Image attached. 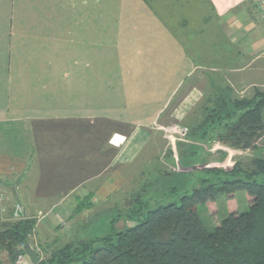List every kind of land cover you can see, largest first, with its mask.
<instances>
[{"label": "crops", "instance_id": "crops-1", "mask_svg": "<svg viewBox=\"0 0 264 264\" xmlns=\"http://www.w3.org/2000/svg\"><path fill=\"white\" fill-rule=\"evenodd\" d=\"M4 2V201L20 200L28 168L39 176L45 158L48 189L63 185L44 198L69 206H93L131 184L138 190L148 183L141 174L166 186L181 174L178 149L195 151L194 141L170 134L169 126H185L218 66L241 96L264 86V21L253 0ZM44 122L64 127L42 137ZM113 134L126 139L115 145Z\"/></svg>", "mask_w": 264, "mask_h": 264}, {"label": "trees", "instance_id": "trees-1", "mask_svg": "<svg viewBox=\"0 0 264 264\" xmlns=\"http://www.w3.org/2000/svg\"><path fill=\"white\" fill-rule=\"evenodd\" d=\"M185 121L195 145L203 142L211 147L219 141L236 148L252 147L264 137V89L239 97L231 87H219ZM203 181L181 195L180 203L150 209L135 196L139 206L128 214L132 225L67 243L46 258L40 257L38 264H264V157L256 156L244 165L236 163L231 171L213 169L211 178ZM175 187L168 186V190ZM240 190L245 191L247 211L237 208ZM219 195L226 197L228 215L209 228L199 206L217 205ZM34 226L33 220L4 224L0 245L11 260L20 245L30 242Z\"/></svg>", "mask_w": 264, "mask_h": 264}, {"label": "rangeland", "instance_id": "rangeland-1", "mask_svg": "<svg viewBox=\"0 0 264 264\" xmlns=\"http://www.w3.org/2000/svg\"><path fill=\"white\" fill-rule=\"evenodd\" d=\"M1 6H6L5 2L2 4V0H0ZM217 64L221 65V62H217ZM220 67L218 66V71H215V78L210 83V86L204 88L201 100L209 97L212 93L214 94L217 88L226 85L231 87L237 96L243 97L227 82L225 72ZM204 76L202 73L200 78L193 79L188 83V86L193 82L196 83L197 80H202ZM260 88L264 89V86H260ZM254 91V89H250L249 94L252 95ZM191 112L192 110L185 117L188 118ZM191 119L193 120L194 117ZM184 125L179 124V126L175 127V125L173 126L171 124L169 126L171 131L169 130L167 132L170 134H179V136L187 140L189 127L185 120ZM50 127L51 129L63 128L64 125L58 126L57 124L44 122L37 128L41 130L42 137H46ZM194 149L196 150L192 151L191 154L186 150L178 149L179 164H177L176 170H179L181 174L175 175L173 183L170 182L168 184L169 187L176 186L174 189L168 190V186H164L165 184L162 183L163 179H159L157 176H151L150 173L144 174L145 176L141 174L138 175L137 179H143L145 177L148 182L144 185H139L142 188L139 187L138 190L132 188L129 190L132 186L134 187L131 184L126 189L114 192L107 200L95 205L93 204V206H84V208L80 206H69L68 202H61L58 199L54 202L53 200H46L44 198V195L56 192L63 184L57 183L53 187L54 189H48L52 184L50 182V176L47 175L50 161L48 158L42 159L44 173L42 170V173L38 176L36 169L34 172L31 167L28 168L25 178L26 182L24 181L25 190L19 193L20 200L17 199V202H20L24 208L23 217H15L13 215L15 201L12 196H9L7 201L2 200V196H0V232L4 228V224H13L22 220H33L35 226L28 236L29 243L41 258H46L47 254L49 255L52 250L60 248L67 243L90 240L95 238V236H104L113 227L122 230L128 225H132L133 221L128 218V214H131V211L139 206L135 196H137V200L146 202V207L150 209L162 203H180V196L187 192H192L195 187L198 188L201 184L206 183L203 180L211 178L213 169L231 171L236 163H242L244 165L256 156L264 157V137L256 141L249 148L231 147L215 141L211 144V147L207 143L200 142L194 145ZM210 149L214 150L210 151ZM182 155L184 159L181 161L180 157ZM37 179H40V183L37 182ZM37 184L45 187H40L39 192H35ZM37 193L42 194L43 198L36 197ZM236 196L237 208L241 211H247L249 206L246 201L245 191H238ZM228 211V203L225 195H219L217 205L211 204L208 207L205 205L199 206L201 218L209 228L217 226L228 215ZM136 213L138 212L136 211ZM0 261L2 264H33L26 254L23 245L19 246V252L15 260H11L9 253L0 245Z\"/></svg>", "mask_w": 264, "mask_h": 264}, {"label": "water", "instance_id": "water-1", "mask_svg": "<svg viewBox=\"0 0 264 264\" xmlns=\"http://www.w3.org/2000/svg\"><path fill=\"white\" fill-rule=\"evenodd\" d=\"M14 215L19 217L24 216V211L22 210V206L20 202L16 203V208L14 209ZM25 251L26 254L29 256L31 262L33 264H38V262L40 261V256L30 243L25 245Z\"/></svg>", "mask_w": 264, "mask_h": 264}, {"label": "built area", "instance_id": "built-area-1", "mask_svg": "<svg viewBox=\"0 0 264 264\" xmlns=\"http://www.w3.org/2000/svg\"><path fill=\"white\" fill-rule=\"evenodd\" d=\"M255 7L257 8V10L260 13L261 18L264 21V0H253ZM125 136L120 135V134H113V136L111 137L110 141L111 143L115 144V145H120L125 141ZM22 206V205H21ZM16 208V204L14 209ZM22 210L24 211V208L22 207ZM13 215H14V210H13ZM15 217H19L14 215ZM23 247H25V245H23Z\"/></svg>", "mask_w": 264, "mask_h": 264}]
</instances>
